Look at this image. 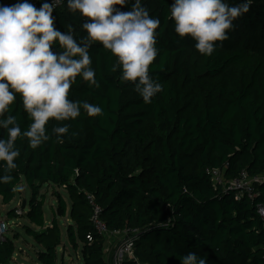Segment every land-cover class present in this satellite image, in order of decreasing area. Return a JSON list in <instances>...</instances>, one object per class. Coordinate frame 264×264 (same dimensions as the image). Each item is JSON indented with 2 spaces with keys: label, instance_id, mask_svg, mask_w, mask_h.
<instances>
[{
  "label": "trees",
  "instance_id": "trees-1",
  "mask_svg": "<svg viewBox=\"0 0 264 264\" xmlns=\"http://www.w3.org/2000/svg\"><path fill=\"white\" fill-rule=\"evenodd\" d=\"M43 2L32 4L39 8ZM172 3L144 0L150 15L161 21L149 75L163 91L150 104L133 83L121 80L119 69L112 70L116 58L95 42L90 56L100 86L90 87L78 77L69 98L100 106L102 115L90 117L82 110L76 120L61 122L69 125L64 137L52 133L58 122L50 121V140L37 149L26 138L17 140L18 168L9 183L0 184V198L10 203L22 179L31 188L24 214L30 225L24 230L43 246L39 264H55L59 219L67 211V240L74 250L80 246L81 264H107L105 238L93 226L87 194L101 207L108 229H137L139 263L181 264L183 256L195 252L206 256L207 264H264V219L257 211L264 203V181L254 183L252 198H236L233 190L215 188L207 173L221 166L226 179L243 170L249 176L264 173V0H253L211 56L201 55L191 37L181 39L174 32ZM121 10L130 11L131 4ZM53 16L61 32L71 31L78 41L86 37L84 18L69 11L67 0ZM11 109L8 114L27 130L31 119L19 96ZM0 138H7L6 130L0 129ZM42 184L63 188L69 198L55 193L49 225ZM17 208L24 213L19 206L11 208L8 219L20 216ZM13 238L18 237L0 239V264H10Z\"/></svg>",
  "mask_w": 264,
  "mask_h": 264
},
{
  "label": "clouds",
  "instance_id": "clouds-1",
  "mask_svg": "<svg viewBox=\"0 0 264 264\" xmlns=\"http://www.w3.org/2000/svg\"><path fill=\"white\" fill-rule=\"evenodd\" d=\"M57 2H43L39 8L30 0L0 5V184L9 183L18 168V139L26 138L32 149L50 140L48 124L58 122L51 131L58 137L69 133V125L82 110L90 117L102 115V108L87 101L69 98L70 89L79 77L88 85L99 87L92 67L90 48L99 42L116 58L112 70H120L121 80L131 82L145 104L163 91V86L149 75V66L158 55L156 47L159 17L150 15L144 0H67L74 15L84 18L86 32L82 40L71 31L55 27L53 10ZM253 0L230 5L227 0H173L170 19L174 32L196 41L201 55L211 56L216 42L229 39L234 21L248 13ZM131 4L130 11L121 8ZM120 5L121 8H117ZM58 47L62 51L52 49ZM31 119L27 130H21L16 116L9 115L17 97ZM181 264H207L206 256L189 252Z\"/></svg>",
  "mask_w": 264,
  "mask_h": 264
},
{
  "label": "rangeland",
  "instance_id": "rangeland-1",
  "mask_svg": "<svg viewBox=\"0 0 264 264\" xmlns=\"http://www.w3.org/2000/svg\"><path fill=\"white\" fill-rule=\"evenodd\" d=\"M59 192L66 200L68 196L63 188L55 187L52 184H42L40 194L44 195L45 201L43 205L45 223L51 221L52 213L57 207L55 193ZM32 197V190L24 179L15 187V197L8 203L4 204L0 198V217L7 221L5 235L12 237L13 235L18 238H13L15 245V252L10 261V264H39L37 260V252L43 249V246L36 243L35 240L26 234L24 225H30L25 212L29 209V201ZM25 201L24 213L18 214L17 218L8 219L7 211L14 207H21L22 202ZM23 209V208H22ZM61 222V245L57 249V259L55 264H81L82 256L80 246L74 250L68 240L65 231L66 225L70 222L68 211L64 218L59 219Z\"/></svg>",
  "mask_w": 264,
  "mask_h": 264
},
{
  "label": "built area",
  "instance_id": "built-area-1",
  "mask_svg": "<svg viewBox=\"0 0 264 264\" xmlns=\"http://www.w3.org/2000/svg\"><path fill=\"white\" fill-rule=\"evenodd\" d=\"M5 0H0L3 2ZM39 0H30V2ZM45 1V0H41ZM62 2H57L55 7L61 5ZM46 2L51 3L52 0H46ZM225 168L226 166L209 168L207 170L208 175L215 188L220 187L222 190H233L235 191L236 198H240L243 195H247L252 198L254 196V183L257 181H264V173L257 176H249L246 171H241L240 174L232 179L225 178ZM87 200L91 207V221L98 234L105 238V253L107 264H123L127 260H134L137 264L139 263L135 257V243L138 239L137 229H108L103 220L101 219V207L95 201L92 194H87ZM257 211L260 216L264 219V203L257 205ZM17 214H21L22 210L20 208L16 209ZM6 223L4 221L0 222V239H4L6 232ZM88 239H91L88 236Z\"/></svg>",
  "mask_w": 264,
  "mask_h": 264
},
{
  "label": "crops",
  "instance_id": "crops-1",
  "mask_svg": "<svg viewBox=\"0 0 264 264\" xmlns=\"http://www.w3.org/2000/svg\"><path fill=\"white\" fill-rule=\"evenodd\" d=\"M17 2V0H5L3 2H0V5H12L15 4ZM50 223H48L47 225H49Z\"/></svg>",
  "mask_w": 264,
  "mask_h": 264
},
{
  "label": "water",
  "instance_id": "water-1",
  "mask_svg": "<svg viewBox=\"0 0 264 264\" xmlns=\"http://www.w3.org/2000/svg\"><path fill=\"white\" fill-rule=\"evenodd\" d=\"M24 207H25V201L22 202V208H24Z\"/></svg>",
  "mask_w": 264,
  "mask_h": 264
}]
</instances>
